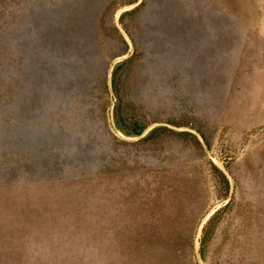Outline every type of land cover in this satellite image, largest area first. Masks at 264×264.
<instances>
[{"label":"rangeland","instance_id":"374dc122","mask_svg":"<svg viewBox=\"0 0 264 264\" xmlns=\"http://www.w3.org/2000/svg\"><path fill=\"white\" fill-rule=\"evenodd\" d=\"M0 264H264V0H0Z\"/></svg>","mask_w":264,"mask_h":264}]
</instances>
